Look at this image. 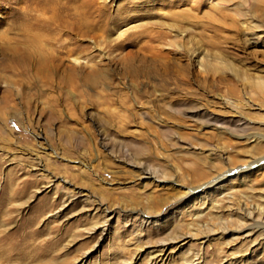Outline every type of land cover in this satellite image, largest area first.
I'll use <instances>...</instances> for the list:
<instances>
[{"label":"rangeland","instance_id":"1","mask_svg":"<svg viewBox=\"0 0 264 264\" xmlns=\"http://www.w3.org/2000/svg\"><path fill=\"white\" fill-rule=\"evenodd\" d=\"M50 1L0 0V264H264V0Z\"/></svg>","mask_w":264,"mask_h":264},{"label":"bare ground","instance_id":"2","mask_svg":"<svg viewBox=\"0 0 264 264\" xmlns=\"http://www.w3.org/2000/svg\"><path fill=\"white\" fill-rule=\"evenodd\" d=\"M51 3V1L50 0H41V2H40V6L41 7H44L45 8V10H49V7H47L49 4ZM52 6V5H51ZM47 10V11H48ZM50 10H52V9H50ZM46 14V13H45ZM76 16V15H75ZM72 17V16H71ZM35 23V22H34ZM32 25H34V24H32ZM50 25V24H49ZM47 26V25H46ZM34 27V26H33ZM167 28H168V30L169 31H171V32H174L175 31V28L173 27V26H171V25H168L167 26ZM30 29V28H29ZM56 30V29H55ZM165 33H163V32H160L159 33V35L157 36V38L158 39H163V38H165ZM179 36H181V37H183V33L181 32H179V34H178V36H177V38H179ZM36 39V38H35ZM37 39H39L38 37H37ZM36 41V40H35ZM38 41H40V40H38ZM75 60L77 61L78 60V58H75ZM258 83H257V85L259 86V87H261V88H264V82H261V79H258Z\"/></svg>","mask_w":264,"mask_h":264}]
</instances>
